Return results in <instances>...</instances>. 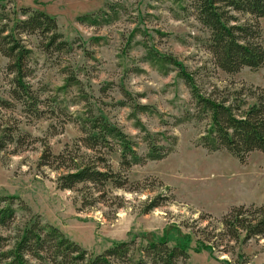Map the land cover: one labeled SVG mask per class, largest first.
Listing matches in <instances>:
<instances>
[{
  "label": "rangeland",
  "instance_id": "374dc122",
  "mask_svg": "<svg viewBox=\"0 0 264 264\" xmlns=\"http://www.w3.org/2000/svg\"><path fill=\"white\" fill-rule=\"evenodd\" d=\"M0 5L9 14L11 27L24 19L21 9L50 16L71 47L68 54L48 56L40 50L37 36L19 35L32 52L27 83L41 101L55 102L38 106L44 112L41 118L28 115L17 103L0 109V137L8 126L16 127L14 138L27 135L20 146L13 143L0 152V197H13L17 211L11 230L0 229V236L12 235L36 216L91 255L102 254L115 243L133 241L139 248L147 239L164 238L187 243L185 264H264V238L241 237L234 242L219 237L221 218L232 207L264 204V154L253 152L241 164L225 151L203 149L199 139L207 121L190 118L196 109L176 71L161 75L142 58L145 45L175 57L202 94L242 90L247 96L249 87L264 89V68L256 72L244 68L233 76L216 69L205 49L207 33L169 0H0ZM100 12L104 16L98 25L78 20ZM238 18L251 22L248 16ZM257 24L264 47V19ZM7 64L0 55L2 100H10L12 88ZM63 69L81 82L93 113L121 129L136 144L139 156L147 152V134L169 151L159 161L148 160L126 171L117 152L105 154L112 171L121 173L126 184L122 189L105 187L103 198L95 191L60 190L56 185L60 172L39 166L45 148L56 155L71 150L82 137L74 120L87 105L77 100L75 88L57 92L64 84ZM129 104L148 106L152 114L133 118ZM156 199L159 206L146 212Z\"/></svg>",
  "mask_w": 264,
  "mask_h": 264
},
{
  "label": "trees",
  "instance_id": "16d2710c",
  "mask_svg": "<svg viewBox=\"0 0 264 264\" xmlns=\"http://www.w3.org/2000/svg\"><path fill=\"white\" fill-rule=\"evenodd\" d=\"M194 20L207 33L205 49L211 57L213 66L222 73L233 76L247 68L256 72L264 68V47L260 44L258 19H264V0H169ZM23 20L14 22L11 27L9 14L0 5V55L8 60L6 73L11 76L8 95L10 100L0 98V109L8 110L17 103L24 112L35 118H41L44 112L38 106H46L47 99L41 101L38 94L31 90L26 79L32 74L28 63L32 52L23 44L19 35L37 36L39 48L43 54H68L70 44L58 32L57 24L50 16L30 9H21ZM238 15L248 16L251 22L241 23ZM102 12L96 15L80 17L79 22L98 25L103 20ZM178 18V17H176ZM142 58L161 75L176 71L189 91L196 109L190 118L206 120L207 128L199 139V145L207 152L225 151L239 163H245L253 152L264 154V89L249 87L247 96L239 92L226 93L214 90L203 94L194 77L171 55L160 54L145 45ZM64 84L57 92L77 89V100L87 105L83 113L78 114V124L82 137L72 149H64L52 154L48 148L42 152L40 167H47L60 174L56 185L60 190L95 191L104 197V189L111 186L122 189L126 179L121 173L112 171L105 154L117 152L123 171L145 161H159L169 152L163 146H157L148 134L144 137L147 152L139 156L136 144L116 125L111 124L102 115H95L88 105V97L81 90V82L72 71L63 69ZM224 93V94H223ZM127 101L130 95L124 92ZM250 99L248 104L244 99ZM60 112H64L57 104ZM120 105H127L121 102ZM132 117L138 113L152 114L144 105H128ZM53 115V112H50ZM190 118H186L188 120ZM141 131H144L141 128ZM15 126H8L0 137V152L10 144L21 145L26 134L17 138ZM83 150V152L81 151ZM105 151V152H104ZM79 187V188H78ZM13 197H0V229L10 231L16 219ZM159 206L158 199L146 209L150 211ZM20 210L30 216V210L23 205ZM222 232L219 237L228 241H243L251 238H264V204L248 207H232L220 221ZM136 254V255H135ZM189 258L186 242H173L167 239H147L144 246L135 248L133 241L115 243L102 254L91 255L76 243L66 238L57 228L42 224L39 217L31 216L22 227H17L12 235L0 236V264H185Z\"/></svg>",
  "mask_w": 264,
  "mask_h": 264
}]
</instances>
